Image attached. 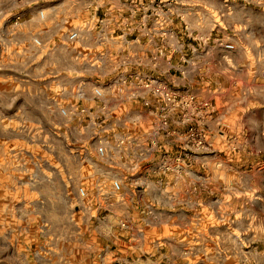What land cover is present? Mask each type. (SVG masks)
<instances>
[{"label":"rangeland","instance_id":"rangeland-1","mask_svg":"<svg viewBox=\"0 0 264 264\" xmlns=\"http://www.w3.org/2000/svg\"><path fill=\"white\" fill-rule=\"evenodd\" d=\"M222 1L223 7L216 8L221 34L225 28L236 34L224 24L227 14L244 21L256 18L264 24V0L262 4L248 0L245 8H230L228 0ZM16 10L9 8L0 17V264H112L117 244L132 235L137 239L146 236L158 247L143 254L134 252L127 258L128 264H143L146 257L151 264H195L199 251L195 240L204 235L198 227H206L208 217L197 212L191 217L165 213L163 204L176 203L178 197L189 202L194 199L195 209L215 207L211 222L219 236H225L226 248L218 250L228 257L227 264H246L250 258L264 264V168L256 165L264 156V142L257 133L261 127L257 108H249L247 128L239 125V136L233 140L239 144L236 149H232L230 134L221 135L222 140L219 131L225 127L215 117L217 136L188 133L179 137L182 145L174 136L147 131L144 136L136 118L149 106L145 98L154 99L159 109L160 103L175 108L159 91H146L144 81L157 80L177 94L183 109L180 122L189 127L192 123L195 127V104H190V97L214 102L225 89L216 93L211 89L213 93L199 97L195 86H169L159 72H144L142 66L135 73L141 85L133 86L130 72L115 70L118 58L99 49L95 37L89 41L92 46L85 48L80 36L86 35H80V28L86 34L90 25H66L70 33L78 34L74 39L69 35L62 39L47 35L51 25L41 19L23 23ZM43 15L46 18L47 13ZM189 15L198 21L191 12ZM179 42L185 50L181 63L189 68L195 41L186 33ZM258 55L261 63L264 48ZM127 59H119L125 69H129L124 64ZM85 63L99 70L85 72ZM117 79L120 81L115 83ZM70 81L74 88L68 87ZM96 88L102 96H96ZM133 92L136 105L130 104ZM259 93L255 89L252 94ZM173 111H163L153 126L161 130L170 126ZM190 116L193 119L186 122ZM202 138L206 147H196ZM126 145L134 149L132 154ZM241 150L239 155L247 164L219 167L218 161H228ZM129 172L134 179L126 181ZM234 177L240 184L228 182ZM114 180L121 181V190H114ZM81 188L86 192L83 197ZM133 199L135 210L141 211L138 215L133 213ZM172 221L181 229L186 222L191 225L188 231H177L165 226ZM251 222L256 232L244 236L259 237L257 248L250 242L239 246L240 238L224 232L227 224L243 227ZM181 240L186 245H179Z\"/></svg>","mask_w":264,"mask_h":264},{"label":"crops","instance_id":"crops-1","mask_svg":"<svg viewBox=\"0 0 264 264\" xmlns=\"http://www.w3.org/2000/svg\"><path fill=\"white\" fill-rule=\"evenodd\" d=\"M228 1L230 8H245L248 0ZM260 1L262 4L263 0ZM223 4L225 1L222 0H0V9H6L1 10L0 17L3 18L5 11L9 8L17 9L16 12L22 17L23 23L38 22L41 19L43 23L51 25V27L49 26L51 30L47 35H58L55 37L62 39L67 38L70 33L66 29V25L88 24L90 25L88 33L83 34L84 29L80 28V35H86L85 37L80 36L81 41H85V48L92 46L89 41L95 37L96 46L99 49L104 50L105 53L110 52L118 58L115 70L130 72L129 76L132 80L129 79V82L132 84L137 81L135 73L140 70L138 66H142L141 69L144 72H159L160 79L169 86L179 89L183 86H195V94L199 97L213 93L211 89H215V93L218 92L217 89H225L223 94L217 95L215 98V94L213 95V104L217 110L215 116L209 115V110H207L204 111L206 113H203L202 117L199 115L195 117V126L198 129H205L206 132H210V135L211 133L215 134L214 130H218V128L213 120L221 118L223 127H225L222 129L223 136H227V134L239 136V125L246 128L249 126L246 115L249 108L256 107L261 120V127L257 133L264 142V83L260 78L264 59L259 63L261 56L258 55L259 50L264 48V24L261 20L258 22L256 18L244 21L242 17L233 18L227 14L224 24L236 34L228 33L226 28L221 34L222 29L216 22V8H222ZM44 11L47 13L46 18L43 15ZM190 12L194 18L197 17L198 21L190 19ZM216 30L221 35H218ZM186 33L189 38L195 41V47L191 54L193 58L191 62H188L191 66L189 68L181 63L184 60L185 50L179 42ZM216 39L233 44L234 49L229 50L216 44ZM125 57L128 59L124 64L127 62L129 69L121 66L123 63H120L119 59ZM85 67V72L98 69L89 67L86 63ZM185 68L187 69L185 70ZM117 81L120 80L117 79L115 83ZM73 85L74 82L70 81L68 87L74 88L75 85ZM255 89L261 90L259 96L252 94ZM200 90H207V92L202 91L201 93ZM220 91L222 92V90ZM145 101H149V106L144 107L136 118L142 123L143 135L145 136L147 131V134L151 135L160 133L163 136H174L182 145L183 140L179 137L187 135L190 127L189 124L180 122L183 110L180 103L178 102L175 108L160 103L159 109L157 103L150 96L145 98ZM137 102L138 99L134 98L131 99L130 104L136 105ZM163 111H167V113L173 111L169 114V119L172 122L170 121V126L164 127L162 130L156 129L153 123L159 120L158 117L163 115ZM97 112H99L98 108ZM204 123L208 125L207 129L204 128ZM192 125L194 124L192 123ZM121 134L124 133H119V135ZM215 135L217 136V134ZM219 135L221 136V134ZM126 146L125 149H128V145ZM242 151L244 152L241 150L233 154L232 159L218 161L217 164L219 167L227 165L232 168H239V166L247 164V160L243 161L239 155ZM122 152H118L120 156ZM132 152L134 149H128V154H132ZM261 157L263 159L261 158L256 165L264 168V156ZM130 174L129 172V175L124 178L126 181L134 179V175ZM228 182L240 184L237 177L229 179ZM238 196L241 195L238 194ZM134 201L135 199L132 200L133 213L138 215L141 211L135 210L136 203ZM163 206L165 209L162 210L170 215L191 217L195 216V212L206 214L208 224L206 227H198L204 231V235L199 234L195 240V247L199 249L195 254V264H227L228 257L218 250L220 247L226 248L223 242L225 236H219V231L211 222L213 221L212 216H216L215 207L209 205V207L195 209L194 199L189 202L181 197H178V202H166ZM253 222L243 227L227 224L225 226L227 230L224 232H228L237 240L240 238L239 246L250 242L257 248L261 242L259 237L253 235L247 238L244 236V233L256 232ZM177 223V221H172L171 227H168L170 226L168 224L165 226L177 231H188V227L191 225L186 222L183 224L184 229H181L183 227ZM144 237L137 239L132 235L128 241L118 243L112 253V264H128L127 258L134 252L135 255H138L139 252L143 254L158 247V243H152L147 240L146 236ZM179 243L181 246L186 245L182 240ZM202 249L206 251L202 252ZM146 258L147 261H144L143 264H151V260ZM246 260L249 261L246 264L258 263L256 258ZM237 261L242 263L240 258Z\"/></svg>","mask_w":264,"mask_h":264},{"label":"built area","instance_id":"built-area-1","mask_svg":"<svg viewBox=\"0 0 264 264\" xmlns=\"http://www.w3.org/2000/svg\"><path fill=\"white\" fill-rule=\"evenodd\" d=\"M41 15H42V13H41ZM77 34H78L77 32H72V33L69 34V38L74 39V38H76ZM215 43L220 45V46H223L224 48L229 49V50H233L234 49V45L233 44L228 43V42H224L222 39H216ZM260 78H261L262 82L264 83V66L261 69ZM139 84H140V79L138 81H135L133 83V86H139ZM142 85H144V87L146 88V91H148V92L156 93V92L159 91L160 94L162 95V97L164 98L165 102H167V104L168 103H173L174 105H176L178 103V101L180 100V98H178L176 93L172 92L171 90H167V87L162 86V84H160L157 80L144 81V83H142ZM94 92H95L96 96H99V97L102 96V91H101L100 88H96ZM131 97L132 98H137L135 92H133L131 94ZM145 104H150V103H149V101H145ZM190 104L191 105L195 104V117H197L198 115L200 116V113L204 112L205 110H209V109L213 110L215 108L214 104H213V102L211 100H209V99H205V100L199 99L196 96H195V98L193 96L190 97ZM62 112L64 114H66L65 110H62ZM192 119H193L192 116L185 118L186 122H190ZM182 120H183V118H182ZM165 122H166V120H165ZM219 132H220L221 135H224V131L221 130ZM189 133L196 134L197 136H200V135L203 136L204 134H206V130L205 129H198L196 126L194 127L193 125H191V127L189 128ZM230 136H232L230 138V140L232 141V144H231L232 145V149H236L237 145H239L238 143L233 142V140H237L236 135L235 134H231ZM196 147H198V148L206 147V142L204 141L203 138L202 139H198V141L196 142ZM99 153L101 155H103L104 154V149L100 148L99 149ZM121 186H122V184H121L120 180H114L113 181V188H114L115 191L121 190ZM79 192H80L82 197L85 196V194H86V192H85V190L83 188H81L79 190Z\"/></svg>","mask_w":264,"mask_h":264}]
</instances>
